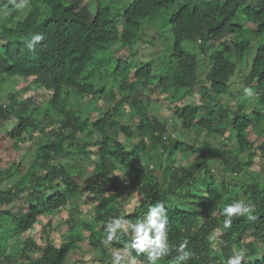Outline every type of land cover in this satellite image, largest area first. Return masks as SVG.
Listing matches in <instances>:
<instances>
[{"label":"trees","instance_id":"1","mask_svg":"<svg viewBox=\"0 0 264 264\" xmlns=\"http://www.w3.org/2000/svg\"><path fill=\"white\" fill-rule=\"evenodd\" d=\"M83 1L29 0V12L9 10L2 23L0 85L17 77L30 81L9 94L7 103L0 94V124L15 121L6 133L14 141L39 129L45 137L27 168L4 165L0 156V264H99L75 257L86 240L90 253L109 258L101 264H116L115 252L124 254L131 231L105 246V225L121 217L135 223L157 203L168 212L171 249L159 264H173L185 241L192 254L185 264H226L240 250L244 264H264V174L256 165L264 157V141L256 147L248 134L264 133V0H92L94 6ZM161 19L174 42L156 57L150 48L157 42L145 41L160 38ZM37 34L45 39L30 52L27 38ZM103 66L109 70L96 82ZM239 66L241 73L250 71L236 90ZM35 88L51 93V100L38 107L32 97L19 99ZM147 88L173 100V119L182 130L139 99ZM244 88L255 97H245ZM196 92L201 103L180 105ZM85 98H91L86 113L76 102ZM128 104L135 111L133 125L121 123ZM210 139H219L218 147ZM177 154L197 159L177 167ZM79 155L94 165L88 190L78 178L90 165L74 164ZM119 171L131 175L129 183H119ZM7 181L13 186L2 188ZM132 191L138 196L129 211L120 202ZM84 192L95 203L93 220L75 204ZM18 201L23 212L9 208ZM236 201L254 207L256 219L235 217L224 229L223 210ZM67 208V231L59 239L55 218ZM41 219L47 221L38 242L31 231ZM15 238L23 242L10 255ZM127 253L119 264H148L146 254L137 256L130 248Z\"/></svg>","mask_w":264,"mask_h":264},{"label":"rangeland","instance_id":"2","mask_svg":"<svg viewBox=\"0 0 264 264\" xmlns=\"http://www.w3.org/2000/svg\"><path fill=\"white\" fill-rule=\"evenodd\" d=\"M5 6H3L0 9V30L2 28V23L3 20L5 18V8H7V10H13L11 5H8V0H0V4L6 2ZM17 2H19V0H17ZM83 4L86 6H94L93 5V1L92 0H84ZM178 8V3L176 4V6L173 7L172 11L177 10ZM23 10L28 11L29 12V5L24 8ZM14 11V10H13ZM22 11V10H20ZM164 19V18H163ZM162 20V19H161ZM160 21V25L162 26L160 31L158 32L160 34V38L150 36L145 42H152L155 43L157 42L156 46H152L150 49L152 50V52H154V56L158 57V55L160 54V52H166V46L168 44L173 45L174 42V36L170 30V26L166 25L164 26V22L163 20ZM251 26L249 25V28ZM154 31H156L154 29ZM153 31L152 34H155V32ZM158 34V35H159ZM31 37H28L27 40L30 42ZM154 39V40H153ZM264 41V40H263ZM219 42L215 43V46H218ZM118 46H116L113 50H117ZM250 68H248L246 71H244L243 73H241V66L238 67V72L237 74L234 76L233 78V88H235L236 90H238L241 87H236L239 85V81L240 79H242L244 77V75H246L247 73H249ZM206 75H202V77H205ZM30 81V80H28ZM28 81L23 79V78H13V79H8V81L6 83H4L3 85H0V94L2 96V103H7L8 102V95L14 92H18V91H22L23 89H25L28 86ZM197 91H200V88L197 89ZM196 92L195 96L186 99L184 102H181V106L185 105V104H189V103H201V97L199 95V93ZM32 97V99L35 101V103L37 104V106H42L45 105L46 102H48L49 100H51L52 98V94L45 91V90H41L38 88H35L33 90L30 91H25L23 93H20L19 95V99L21 101L26 100L28 98ZM139 99L141 101H143L146 105L151 106L152 105V113L153 115L162 117L166 120H168V122L170 124H172V126L175 125L177 131L182 130L181 125L177 124L176 121H174L173 119V103H171L173 100L170 98H167L165 95H162L161 90L160 89H153V88H147L145 90H143L139 95H138ZM81 100V99H80ZM91 98H85V100H81V101H76L78 104L82 105V111H85V106H87L90 102ZM84 101V102H83ZM195 101V102H194ZM163 102L165 104H163ZM228 101H226L227 103ZM94 103V102H93ZM234 104V102H233ZM234 106V105H233ZM236 106H234L233 108H235ZM125 109L127 110V112L125 114L122 115L121 117V123L122 124H126V125H133V117H134V107L131 105H127L125 106ZM43 112V111H42ZM86 113V111L84 112ZM99 113H94V118L98 117ZM36 114H34V118L35 120H37L38 122L44 121L45 117H37ZM48 122V121H47ZM15 124V121L11 120V121H7L4 122L3 124H0V156L2 159V163L4 165L9 166L12 162H14L15 164H19L22 163L26 168L29 167L31 165V163H33L34 159H35V155H36V151L38 149L37 143H39V140H41L43 137H45V133H43L41 131V129L39 130H34L31 133L25 135L22 139L18 140V141H14L10 138L7 137L6 133L8 130H10ZM48 131V130H46ZM249 137L251 139V141H254V144L256 147H259L263 141H264V133L261 134H257L256 132L253 131V129H249L248 131ZM196 135L194 133H192L190 135V138L194 139ZM100 139L99 136H96V138L93 140L94 142L98 141ZM121 141H123L124 143L126 142V139L124 136H120ZM180 139H185V136H181ZM211 143L213 146L218 147L217 143L219 142V139H210ZM173 158H175L176 163L175 166L179 167L182 165H187L191 162H193L195 159H197V156H189L186 158H183L180 155H173ZM74 159V164L79 165V164H86V165H90L87 167V172L85 173V177H79L78 181L80 183H82L85 187V190H88L90 187H92L93 185V179H94V174L92 175V171L94 169V165L92 166L91 164V159H87L84 157H81L80 155ZM217 159V158H216ZM219 161V160H217ZM256 165L260 167V171L259 173L264 174V157L259 156L256 158ZM218 164L214 165V170L218 169ZM165 165H167V161L165 162ZM224 169L221 167V170ZM117 177L119 179V183L122 185H125L127 183L130 182V178L131 175L127 174L124 171H119L116 173ZM13 186V182L12 181H7L2 188H11ZM89 193L84 192L83 195L79 196L78 198H76L75 200V204L79 205L80 207H84L85 208V214L83 215L84 217H88L90 220H93L94 218V208H95V203H93L92 197L89 196ZM137 191H132L131 194H129L125 200H122L120 202V204H123L127 207V210H131L132 207L135 205L136 203V199H137ZM22 202L18 201L16 203H14L11 207H9L11 210L13 211H21L23 212V210L25 209V206H23L22 208L18 209L17 206L21 205ZM83 217V218H84ZM69 218V209L67 208L62 214L58 215L55 219H56V230L54 233V237H59L62 235V233H65L67 231V226H66V220ZM47 220H40V225L39 227L33 229L31 231V235L34 238L35 241L40 242L41 241V227L44 224V222H46ZM59 223H62L61 225H58ZM87 237L89 236V233L87 232ZM23 240V239H22ZM20 238H15L13 239V241L10 243L9 246V251L8 254L10 255H14L15 253H17L18 249L20 248V243H22V241ZM80 246L82 247L78 252L74 253L75 257L78 258L79 260H87V259H91V260H96L97 262H99V264H101V262L106 263L108 262L109 258L106 257H101V258H97L96 255H94L93 253H90L89 250V242L88 240H86L85 242H83L82 244H80ZM101 253V251L99 252ZM99 259V260H98ZM3 264V263H2ZM6 264V263H5Z\"/></svg>","mask_w":264,"mask_h":264},{"label":"clouds","instance_id":"3","mask_svg":"<svg viewBox=\"0 0 264 264\" xmlns=\"http://www.w3.org/2000/svg\"><path fill=\"white\" fill-rule=\"evenodd\" d=\"M28 4L29 0H19V2H17V0H8V5H11L13 10L17 11L23 10ZM10 14L11 13L8 12L7 8H5V15ZM245 28H249L247 22ZM44 39L45 37L43 35H33L30 42H27L25 46L30 52H33L35 51L36 46L41 44ZM108 70L107 66H103L96 70L95 77H93L95 81L98 82L101 76L105 72H108ZM243 91L245 97L248 99L251 100L255 97V93L251 88H244ZM254 211V207L246 205L243 201H236L230 204L223 210V215L227 217L224 221V229L231 228L232 220L235 217H247L248 220L254 221L256 219V217L252 215ZM167 225L168 212L162 203H157L149 208L147 215L143 219H137L135 223H131L123 217L111 219L105 225L106 239L103 240L102 243L105 244V246H108L114 242H119L121 237L128 235L130 230L131 244L126 245L124 254L119 251L115 252L113 258L116 261V264H119L121 260L126 259L128 248L134 250L137 256L146 254L148 264H159V262L168 256L171 251L168 243ZM212 240H215V236L210 237V241ZM187 245L188 242L185 241L176 250L178 255L174 258L173 264H185V262L191 258L192 254L186 251ZM244 257V250L234 252L233 256L226 261V264H244Z\"/></svg>","mask_w":264,"mask_h":264}]
</instances>
